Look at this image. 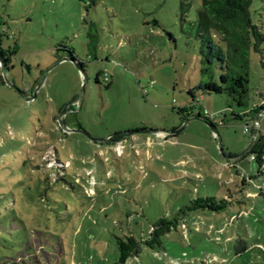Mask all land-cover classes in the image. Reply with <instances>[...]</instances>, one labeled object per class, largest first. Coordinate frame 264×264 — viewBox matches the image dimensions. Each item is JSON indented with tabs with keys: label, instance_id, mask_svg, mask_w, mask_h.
I'll return each mask as SVG.
<instances>
[{
	"label": "rangeland",
	"instance_id": "1",
	"mask_svg": "<svg viewBox=\"0 0 264 264\" xmlns=\"http://www.w3.org/2000/svg\"><path fill=\"white\" fill-rule=\"evenodd\" d=\"M200 5L201 0H102L94 7L82 0H0V51L13 58L7 77L20 90L73 53L48 73L42 93L29 102L5 86L0 74V264H117V239L146 238L154 222L171 219L197 190L203 198H221L218 187L227 193L224 181L206 177V170H199V179L190 169L189 180L175 184L166 177L181 176L189 156L222 163L209 124L217 126L226 154H238L233 152L250 138L243 134L244 122L229 120L230 109L239 110L210 93L192 109L210 123L190 121L178 136L165 139L163 131L180 125L178 111L190 104L188 91L205 80L198 40L193 31L186 35L183 22L192 23ZM263 6L253 0L250 9L262 35ZM248 60L250 107L258 102L256 93L264 97V45L250 50ZM77 62L87 82L73 104L83 76ZM67 106L74 116L66 127L79 125L94 138L144 127L156 133L98 144L64 133L54 122ZM250 162L239 160L246 198L235 189L226 210L194 222L186 216L185 226L163 238V251L141 246L125 264H264V170L258 174Z\"/></svg>",
	"mask_w": 264,
	"mask_h": 264
},
{
	"label": "trees",
	"instance_id": "2",
	"mask_svg": "<svg viewBox=\"0 0 264 264\" xmlns=\"http://www.w3.org/2000/svg\"><path fill=\"white\" fill-rule=\"evenodd\" d=\"M100 1L102 0H82L87 7H94ZM260 1L264 4V0ZM252 4L253 0H201L195 20L192 23L183 20L186 23V30H184L186 35L189 36L190 33L193 36L194 32V37L198 40L200 74L205 80L199 81L188 91L190 104L187 108L178 111V114L181 115L180 125L187 118L201 117L199 113L192 112L193 104L201 100L202 94L209 95L210 93L225 96L239 110L230 109V121L244 122L248 127L250 124L252 125L255 116L261 117V121H264V97L259 92L256 93L258 102L248 107L249 52L250 50L258 52L264 45V35L259 32L252 19L250 12ZM188 6L189 3L180 6L182 13ZM4 32L3 34H5ZM1 37L2 35H0V42ZM71 55L73 56L72 52L68 53V59L71 58ZM78 67L82 70L84 68L80 62ZM213 72H215V76ZM99 76L100 73L96 76L97 81ZM196 93H201V95L197 96ZM222 117L221 125L225 126L226 115L223 114ZM201 118L210 123L207 118ZM211 126L214 129L217 127L216 125ZM76 127L80 128L79 125ZM124 133L114 134L111 139H118ZM179 134L168 136L166 139H173ZM246 157L252 158L251 162L257 172L263 168L264 135L261 130L259 139ZM186 201L187 203L181 205L171 219L162 217L154 222L150 226L147 237L141 241H136L132 237L117 239V264H125L130 258L136 257L141 246L157 252L163 251V238L175 231L188 214L198 211L219 213L233 204L229 191L222 198H203L197 195Z\"/></svg>",
	"mask_w": 264,
	"mask_h": 264
},
{
	"label": "water",
	"instance_id": "3",
	"mask_svg": "<svg viewBox=\"0 0 264 264\" xmlns=\"http://www.w3.org/2000/svg\"><path fill=\"white\" fill-rule=\"evenodd\" d=\"M68 58H63L58 60L54 65H52L51 67L45 69L39 76V81L37 83V85L35 86L34 90L32 91L31 95H28L26 93V90H20L14 83L12 80L8 79V74H9V65H8V61L5 59L3 53L0 51V74L3 80V84L5 86H7L9 89L13 90L16 94H18V96L24 101V102H29L34 100L38 93L40 92L45 79L48 75V73L56 66L58 65L60 62L67 60ZM70 60V59H68ZM77 66V70L80 73V75L82 74V86L80 88V90L77 93V96L80 97V95L83 93L85 84L87 82V77L84 74L83 70L81 68ZM190 121H201L204 123H207L204 119H202L201 117H190L187 118L186 120H184L181 125L175 129L169 130V131H163L164 134H166L167 136H173V135H177L179 133H181L186 126L188 125V123ZM260 122H261V117L255 116L254 117V121L251 125V135L249 138V141L246 145V147L239 152L238 154L235 155H230V154H226L222 148V144H221V140L219 138V136L216 133V130L209 124V128L211 133L214 136V142L216 144L217 147V151H218V155L220 157V159H222L223 161L226 162H237L240 159H242L243 157H245L247 154L250 153L251 149L253 148L254 144L256 143V141L259 139L260 137ZM60 127L62 129L63 132L65 133H79L84 135L85 137H87L90 141L98 143V144H109V143H119L121 141L126 140L128 137L130 136H134V135H138V134H154L156 133V131H151L149 129L143 128V129H136V130H130L125 132L119 139L114 140L111 139L110 137H106V138H94L92 136H90L89 134H87L86 132H84L81 128H67L66 125L64 123H60ZM162 132V131H161Z\"/></svg>",
	"mask_w": 264,
	"mask_h": 264
},
{
	"label": "crops",
	"instance_id": "4",
	"mask_svg": "<svg viewBox=\"0 0 264 264\" xmlns=\"http://www.w3.org/2000/svg\"><path fill=\"white\" fill-rule=\"evenodd\" d=\"M31 80L29 81V84H28V89H29V90L27 89L28 91H31V89H32V88H30ZM28 91H26V93ZM41 91H42V89H41ZM263 122L264 121L260 122V130L262 128ZM249 127L251 128V124ZM245 135H251V129ZM246 145H247V143H246ZM241 149L242 148H240V150H238V152H233V154L239 153V151H241ZM196 158H197L196 156H193V157L189 156V159H191V161L188 163L186 162L184 164V165L188 166L189 168L188 169L185 168L184 170H182L181 176L171 177L169 175L170 177H168V175H166V177L169 178L175 184L176 180H178V179H183V180L188 179L189 180L187 173H188V171H190V169H193L195 171L194 175L196 178H199V179H200V175H201V172L199 170H206V172H207L206 177L211 178L212 180H215L218 182H220L221 180L224 181L225 185L228 186V188H226L225 192L229 191V193L231 194V197L233 195H235V193H236L235 189H238L239 190L238 193H240V195L245 194V198H246L247 194H246V189H245L246 188V183H245V178H244L245 176H244V173L239 168V162L238 161L237 162H226V161H223L222 159H220V157H219L220 161H222V163H219V160H217L213 157L200 156L198 159H196ZM250 164H251V169L254 170L255 172H257L255 170V166H254L253 162H250ZM261 170H264V169H261ZM257 173L260 174V172H257ZM235 183H237V185ZM219 185H220V183H219ZM231 186L233 187V189H230ZM171 189H173V191H175V189H176L178 191L184 192V189H179V188H171ZM217 191H218L219 195H221L220 196L221 198L227 194V193L224 194L222 189H220L219 187H218ZM196 193L199 196L198 190ZM234 201L238 202L239 200L235 199ZM206 213H207V211H198V212L188 214L187 216H189L191 218L190 220L192 222H194L195 220H197V216L201 217V218L204 217V220H206L208 218V217H206L207 216ZM211 214H214V213H211ZM230 218H232V216ZM186 221H187V219L185 216V219L183 220V222L180 223L179 226H181V225L185 226Z\"/></svg>",
	"mask_w": 264,
	"mask_h": 264
},
{
	"label": "flooded vegetation",
	"instance_id": "5",
	"mask_svg": "<svg viewBox=\"0 0 264 264\" xmlns=\"http://www.w3.org/2000/svg\"><path fill=\"white\" fill-rule=\"evenodd\" d=\"M5 59L8 61V65L9 66H12V64H10V62H11V60L13 59L12 57H10V56H5ZM39 78H40V76H38L37 78H34V79H32L31 80V86H30V88H32L31 89V91H28V90H26V91H28L27 93H28V95H31L32 94V91L34 90V88H35V86L37 85V83H38V81H39ZM42 92H41V90H40V92L38 93V94H41ZM76 99H77V95H75L73 98H72V103L73 104H75V102H76ZM74 116V114L72 113V112H70V113H68V106L67 107H65L63 110H61V109H59V111H58V113L56 114V117H55V120H54V122H56L58 125H59V127H60V123H65V121H66V119L68 118H72ZM73 128H77L76 126H74ZM65 133V132H64Z\"/></svg>",
	"mask_w": 264,
	"mask_h": 264
},
{
	"label": "built area",
	"instance_id": "6",
	"mask_svg": "<svg viewBox=\"0 0 264 264\" xmlns=\"http://www.w3.org/2000/svg\"><path fill=\"white\" fill-rule=\"evenodd\" d=\"M213 118H215V116H213ZM250 129H251L250 127H248V126H244L243 133H244V134H247V133L250 131ZM121 148H122V147H120V148L118 147V150H119V149L121 150ZM120 150H119V152H118L119 154H120ZM250 160L252 161V158H250ZM262 169H264V166H263Z\"/></svg>",
	"mask_w": 264,
	"mask_h": 264
}]
</instances>
